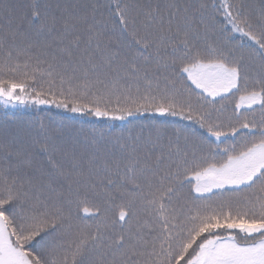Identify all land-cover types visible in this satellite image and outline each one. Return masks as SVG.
Here are the masks:
<instances>
[{"label": "snow or ice", "instance_id": "6c2138e0", "mask_svg": "<svg viewBox=\"0 0 264 264\" xmlns=\"http://www.w3.org/2000/svg\"><path fill=\"white\" fill-rule=\"evenodd\" d=\"M0 105V264H264V0H0Z\"/></svg>", "mask_w": 264, "mask_h": 264}, {"label": "trees", "instance_id": "16d2710c", "mask_svg": "<svg viewBox=\"0 0 264 264\" xmlns=\"http://www.w3.org/2000/svg\"><path fill=\"white\" fill-rule=\"evenodd\" d=\"M250 3H258L259 0H249ZM13 115L17 118L21 117H27L28 112H26L23 109H14V110H6L0 107V123L5 122L6 120H9ZM69 115H74V114H69ZM88 119H93L95 120L96 118H88ZM117 125L119 126L120 122H116Z\"/></svg>", "mask_w": 264, "mask_h": 264}, {"label": "rangeland", "instance_id": "374dc122", "mask_svg": "<svg viewBox=\"0 0 264 264\" xmlns=\"http://www.w3.org/2000/svg\"><path fill=\"white\" fill-rule=\"evenodd\" d=\"M0 107H2L4 109L3 105H0ZM9 109H11V108H9Z\"/></svg>", "mask_w": 264, "mask_h": 264}]
</instances>
